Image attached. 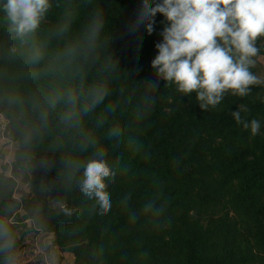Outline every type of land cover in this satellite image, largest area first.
<instances>
[{
    "label": "trees",
    "instance_id": "1",
    "mask_svg": "<svg viewBox=\"0 0 264 264\" xmlns=\"http://www.w3.org/2000/svg\"><path fill=\"white\" fill-rule=\"evenodd\" d=\"M4 2L0 109L16 143L12 173L30 186L21 207L50 246L71 253L72 264H264V85L202 110L195 93L184 96L157 77L151 61L167 21L157 13L151 34L147 22L133 29L142 0H50L24 44L9 31ZM97 14L103 26L90 45L85 34ZM256 46L264 56V38ZM33 47L42 52L36 62ZM251 71L257 75L256 65ZM94 87L106 95L84 112ZM70 88L78 124L63 119L66 97L48 109L54 93ZM239 107L245 120L260 121L258 135L235 122ZM101 149L115 173L106 181L112 207L105 215L79 190L82 169L72 178L67 167ZM7 168L0 169V220L15 238L16 260L28 230L17 232L21 207Z\"/></svg>",
    "mask_w": 264,
    "mask_h": 264
},
{
    "label": "clouds",
    "instance_id": "2",
    "mask_svg": "<svg viewBox=\"0 0 264 264\" xmlns=\"http://www.w3.org/2000/svg\"><path fill=\"white\" fill-rule=\"evenodd\" d=\"M2 7L10 22L9 31L24 44L44 21L51 3L50 0H6ZM157 13L163 15L167 24L160 33L162 41L155 45L158 54L151 66L156 69L157 77L173 85L178 93L184 96L195 93L202 110L217 108L229 95L246 97L253 87L264 85V78L251 71L260 54L257 39L264 38V0H162L154 6L150 0H142L133 29L147 22L146 30L151 34ZM102 26L103 20L97 14L85 34L88 44L95 41ZM66 28L64 25L61 31ZM10 53L15 56L17 48L11 47ZM41 56L39 47L31 49L33 62ZM105 95L104 89L94 87L91 103L85 105L83 111L95 107ZM65 97L69 107L63 119L66 123L78 124L81 110L77 108L75 89L54 93L48 100V109L55 108ZM48 109L41 112V120L45 123ZM242 111L247 109L239 107L232 111L233 119L251 135H258L260 121L245 120ZM104 156L101 149L92 158L67 161L72 178L82 169L77 186L83 195L95 200L94 207L100 215L111 210L112 199L106 181L115 176ZM63 210L68 215L74 211L67 207ZM14 248L11 229L0 220V253L5 256L4 264H15Z\"/></svg>",
    "mask_w": 264,
    "mask_h": 264
},
{
    "label": "rangeland",
    "instance_id": "3",
    "mask_svg": "<svg viewBox=\"0 0 264 264\" xmlns=\"http://www.w3.org/2000/svg\"><path fill=\"white\" fill-rule=\"evenodd\" d=\"M255 60H256L255 65L257 67V75L260 76L261 78H264V56H259ZM7 145L8 143L7 142L4 143V140L0 138V169L2 165L7 166L8 167L7 169H9V165L5 160L6 159L5 148ZM11 175H14V177L17 178V180L20 183L17 191H14L16 194V198L14 196V193H13V198L20 203V207H21L23 204V196L30 192V186L23 181V175H17V174H14V172L13 173L11 172ZM52 203L54 206L60 205V203L55 201L54 198H52ZM19 215L20 216L15 218L14 220L16 221L17 232L19 234L24 233L28 230V232L25 233L24 240L32 241L34 235L38 233L42 234L43 237L45 236L43 232L35 231L34 220L33 218L27 215V212L23 207L19 209ZM49 237H50L49 235L45 236V239H43L44 241L43 245H44V248L51 254L52 260L55 262V264H70L69 258L64 257L62 253H60L55 248H52V246H50L49 241L51 238ZM30 259H32L31 252L28 254L18 253V255L16 256L15 264H35L34 261L36 260L32 261Z\"/></svg>",
    "mask_w": 264,
    "mask_h": 264
},
{
    "label": "built area",
    "instance_id": "4",
    "mask_svg": "<svg viewBox=\"0 0 264 264\" xmlns=\"http://www.w3.org/2000/svg\"><path fill=\"white\" fill-rule=\"evenodd\" d=\"M7 119L3 112L0 109V138L4 140V143H8V145L5 148V155H6V162L9 165V175H11L12 172V162L14 160V154L16 151V143L12 141L8 136L6 135V130H7ZM17 185L15 191H17L19 187V181L17 178H15ZM14 196L16 198V194L14 192ZM35 231L41 232L40 229L37 227L34 228ZM43 239H45L42 234H36L34 235L32 241L25 240L24 246L20 249V252L18 253H25L26 252H31L32 253V261L35 262V264H55V262L52 260L51 254L44 248L43 245ZM33 262V263H34Z\"/></svg>",
    "mask_w": 264,
    "mask_h": 264
},
{
    "label": "crops",
    "instance_id": "5",
    "mask_svg": "<svg viewBox=\"0 0 264 264\" xmlns=\"http://www.w3.org/2000/svg\"><path fill=\"white\" fill-rule=\"evenodd\" d=\"M6 174L9 175V171H8V169L6 170ZM62 254H63L64 257L69 258V262H70V264L73 263V260H74L73 255H71V254L68 253V252H65V253H62Z\"/></svg>",
    "mask_w": 264,
    "mask_h": 264
}]
</instances>
